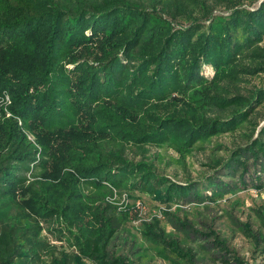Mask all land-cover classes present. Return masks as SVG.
I'll list each match as a JSON object with an SVG mask.
<instances>
[{"label":"trees","instance_id":"1","mask_svg":"<svg viewBox=\"0 0 264 264\" xmlns=\"http://www.w3.org/2000/svg\"><path fill=\"white\" fill-rule=\"evenodd\" d=\"M217 1L230 13L214 14L208 0H0V264H38L43 254L49 264H133L109 246L116 214L132 221L141 210L118 211L108 196L142 192L170 208L237 187L218 176L179 183L126 153L166 144L186 152L246 124L258 129L264 87L240 86L264 73V0ZM250 160L263 188L264 125L224 170H241L246 185ZM160 220L143 221L144 237L173 264H199ZM41 221L57 222L73 251L56 254ZM242 230L264 240L249 222ZM199 234L223 264H246L215 231Z\"/></svg>","mask_w":264,"mask_h":264},{"label":"rangeland","instance_id":"2","mask_svg":"<svg viewBox=\"0 0 264 264\" xmlns=\"http://www.w3.org/2000/svg\"><path fill=\"white\" fill-rule=\"evenodd\" d=\"M215 3L214 14H229L226 4H216L217 0H208ZM244 6L249 5L248 0H241ZM261 0H258L260 2ZM189 20H182L186 24ZM202 72L211 77L214 74L210 65H204ZM264 87V73L247 76L241 83L240 90L244 94ZM7 96L2 99L6 103ZM255 120L259 122L258 129L253 131L251 124H246L233 132L221 133L206 141L198 142L192 150L179 152L171 145H146L141 148H128L127 156L135 161L148 160L153 163V169L159 174L166 175L179 183L187 181L206 182L209 176L220 177L230 183L233 191L214 199L205 198L203 201H193L187 204L173 205L167 208L152 195L142 192L133 194H115L107 199L118 204V211H123L128 206L136 205L141 210L139 218L132 221L124 220L120 214H116L115 222L118 226L116 235L109 246L112 255H124L133 260V264H173L160 252V245L147 240L141 232L143 221H153L158 217L161 226L166 230L169 238L175 237L183 246L191 247L197 253L199 264H223L217 248H212L209 240H204L200 232L211 233L215 231L220 239L226 241L231 254H236L246 264H264V240L261 243L254 242L246 236L242 230L243 223L249 222L254 232L264 235V224L260 220L257 211L264 209V186L259 188L252 178L260 165H252L248 162L249 170L244 175L246 185L241 182V170L233 174L230 170H224L223 162L228 159L234 149L245 144L252 134L257 136L259 128L264 125V103L257 108ZM221 161V163H220ZM228 171L229 174H225ZM232 173V174H230ZM264 183V173L262 174ZM210 190H207L210 195ZM169 209L172 215H164L162 210ZM178 219L189 222L191 227L184 231L174 223ZM41 236L51 245H56L57 251H73L69 245V235L63 236L57 231V222L41 221ZM197 230L198 232H196ZM51 257L43 254L38 264H49ZM86 264H94L86 261Z\"/></svg>","mask_w":264,"mask_h":264},{"label":"built area","instance_id":"3","mask_svg":"<svg viewBox=\"0 0 264 264\" xmlns=\"http://www.w3.org/2000/svg\"><path fill=\"white\" fill-rule=\"evenodd\" d=\"M7 100L9 101V98H8V96H7ZM8 115H9V113H8Z\"/></svg>","mask_w":264,"mask_h":264}]
</instances>
